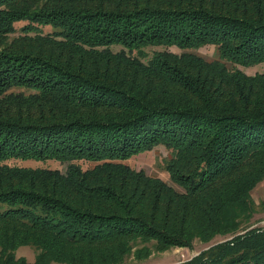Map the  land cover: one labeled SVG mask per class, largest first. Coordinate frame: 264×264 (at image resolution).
<instances>
[{
  "label": "trees",
  "instance_id": "obj_1",
  "mask_svg": "<svg viewBox=\"0 0 264 264\" xmlns=\"http://www.w3.org/2000/svg\"><path fill=\"white\" fill-rule=\"evenodd\" d=\"M262 63L264 0H0V264H264ZM159 145L181 192L123 163Z\"/></svg>",
  "mask_w": 264,
  "mask_h": 264
},
{
  "label": "rangeland",
  "instance_id": "obj_2",
  "mask_svg": "<svg viewBox=\"0 0 264 264\" xmlns=\"http://www.w3.org/2000/svg\"><path fill=\"white\" fill-rule=\"evenodd\" d=\"M26 23H17L15 25L17 34L19 33V29ZM42 32H52L53 30L50 27H41ZM115 47H113L114 49ZM115 48L114 50H117ZM171 52L180 54L181 51L176 48H170ZM146 52H152L153 49H146ZM196 55L202 57L203 59L210 61L218 59L217 52L213 46H204L197 50L191 51ZM230 67L229 64H227ZM239 69L244 72L246 75L252 76L257 73L264 74V63L250 67V68H242ZM13 92H25L20 89H13ZM171 157V153L164 146L159 145L154 147L152 150L139 154L123 163L130 168L135 169L136 171H143L147 176L159 178L171 187H173L176 191L181 192L182 190L174 185L168 176V173L165 170V162ZM4 164L10 166H22V167H30V168H45L50 170H59L64 173L66 170L67 164H63L57 161H45V162H36V161H21V160H11L4 162ZM83 170L92 168L94 165L88 162H76ZM252 200L254 202V214L250 221L243 225L244 228H254V227H262L264 226V180L258 184L251 193ZM9 206L7 204L0 203V213L7 210ZM221 238L215 239L212 243H216L221 241ZM216 241V242H215ZM210 243V244H212ZM209 245H205L198 240H194L193 246L191 249L189 248H170L163 252H157L153 249L152 245H141L137 244L133 248L132 251L145 246L151 248L152 252L150 256L146 259L137 260L133 257V255H129L126 257L123 264H180L186 262L196 256L199 252L205 250ZM38 253L32 247H21L17 250V257H24L28 261L34 260L36 254ZM56 264V263H52Z\"/></svg>",
  "mask_w": 264,
  "mask_h": 264
}]
</instances>
